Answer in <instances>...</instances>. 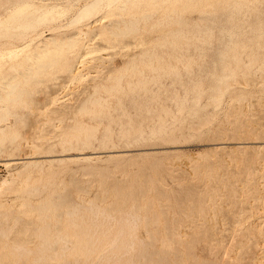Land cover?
<instances>
[{
    "label": "rangeland",
    "instance_id": "rangeland-1",
    "mask_svg": "<svg viewBox=\"0 0 264 264\" xmlns=\"http://www.w3.org/2000/svg\"><path fill=\"white\" fill-rule=\"evenodd\" d=\"M0 58V264H264V0H0Z\"/></svg>",
    "mask_w": 264,
    "mask_h": 264
},
{
    "label": "bare ground",
    "instance_id": "bare-ground-1",
    "mask_svg": "<svg viewBox=\"0 0 264 264\" xmlns=\"http://www.w3.org/2000/svg\"><path fill=\"white\" fill-rule=\"evenodd\" d=\"M88 6H89V5H85V6L83 7V10L87 9ZM53 8H54V7L52 6V7H50V8H46V9H44V10H43L44 14H46V16H47V15H48L47 13H49L50 11H52ZM148 15H149V14H148ZM151 15H152V14H151ZM79 31L82 32V29L79 30ZM52 32H53V31H52ZM83 32H84V30H83ZM79 33H80V32H79ZM85 33H86V32H85ZM76 34H77V33H76ZM36 35H39V33H36ZM39 37H40V36H39ZM30 39H31V38H30ZM49 40H53V41H54L55 38H54V37H51ZM27 42H28V41H27ZM27 42H26V43H27ZM26 43H24V44H26ZM42 43H43V42H42ZM42 43H41V44H42ZM47 45H48V42H44V44L40 45V47L42 46V47L45 48V46H47ZM23 46H24V45H23ZM23 46H22V48H24ZM20 47H21V46H20ZM18 48H19V47H17V49H18ZM22 48H21V50H22ZM25 48H26V47H25ZM19 49H20V48H19ZM23 50H25V49H23ZM5 51H6V50H5ZM8 51H11V50L8 49ZM8 51H6V52H8ZM6 52H3V53H6ZM12 52H13V50H12ZM15 52H16V51H15ZM8 53L11 54V52H8ZM8 53H7V54H8ZM16 53H17V52H16ZM16 53H15V54H16ZM19 53H20V51H19ZM1 54H2V51H1ZM7 54H4V55L8 56ZM17 54H18V53H17ZM17 54H16V55H17ZM13 55H14V54H13ZM13 55H12V56H13ZM16 55H14L12 58H15ZM17 56H18V55H17ZM1 57H2V56H1ZM3 57L5 58V56H3ZM9 57H10V56H8L7 58H9ZM4 58H3V59H4ZM0 59H1V58H0ZM3 59H1V60L3 61ZM10 59H11V58H10ZM79 60H80V59H79ZM79 60H78V61H79ZM0 62H1V61H0ZM11 62H12V61H11ZM150 62H151V61H150ZM79 65H80V64H79ZM80 66H81V65H80ZM75 68H77V67H75ZM78 68H79V67H78ZM78 68H77V69H78ZM155 68H156V67H155ZM73 70H74V69H73ZM79 70H80V68L78 69V71H79ZM73 72H77V71H73ZM10 73H11V72H10ZM3 83H5V81H4ZM8 84H9V83H8ZM143 84H144V83H143ZM5 85H6V87H7V83H6ZM14 86H16V84L13 83V84L11 85V87H12L11 89H12V90H13V87H14ZM118 86H119V85H118ZM114 87H115V86H114ZM3 91H4V90H3ZM7 91H8V90H6V92H7ZM10 91H11V90L9 89L8 92H10ZM4 92H5V91H4ZM96 99H98V98H96ZM98 100H100V98H99ZM94 101H95V100H94ZM95 102H96V101H95ZM92 103H93V102H92ZM127 132H128V134H129V131H127ZM133 132H134V131H133ZM16 136H17V134H16ZM18 136H19V135H18ZM18 136H17V137H18ZM34 136H35V135H34ZM88 136H89V135H88ZM29 137H30V136H29ZM3 138H4V139H3ZM3 138H1V139L5 140L6 137H3ZM9 138H10V136H9ZM9 138L7 137V140H8ZM31 138H32V137H31ZM247 138H249V137H247ZM1 139H0V140H1ZM13 139H15V138H14V135H11V140L9 139V141L12 142ZM16 139H17V138H16ZM87 139H88V137H87ZM245 140H246V139H245ZM13 141H14L13 143L16 142L15 140H13ZM3 142H4V141H0L1 148H3V146H4V149H6V146L2 144ZM6 142H7V145H9L10 147H11V145L13 146V143L10 144L8 141H6ZM219 143H220V142H219ZM4 144H5V143H4ZM263 145H264V144H263ZM9 146H7V147L9 148ZM220 147H221V146H220ZM10 149H11V148H10ZM0 150H1V149H0ZM2 150H3V149H2ZM6 150H9V149H6ZM26 150H27V149H26ZM23 151H25V148L23 149ZM7 152L10 153V151H7ZM26 153H27V152H26ZM26 153H25V155H27V156H24V157L20 158V162H26V161H27L26 158H30V157H31V156H28V153H27V154H26ZM112 154H113V153H112ZM19 155H20V153H19ZM19 155H18V156H19ZM50 155H51V154H50ZM9 156H11V153L9 154ZM13 156H14V155H13ZM18 156H17V157H18ZM57 156H58V155H57ZM7 157H8V156H7ZM14 157H15V156H14ZM81 157H82V158H89L90 156H88V155H86V154H83V155H81ZM12 158H13V157H12ZM12 158H10V159H12ZM4 160H5V159H4ZM8 160H9V159H8ZM15 160L17 161V159H15ZM25 160H26V161H25ZM13 161H14V159H13ZM30 161H32V158H31ZM10 162H11V161H7V163H10ZM27 162H28V161H27ZM4 163H6V161H5ZM29 164H30V163H29ZM6 165H7V164H6ZM24 165H25V164H24ZM27 165H28V164H27ZM25 167H26V166H25ZM23 168H24V167H23ZM21 170H22V169H21ZM21 170H20V171H21ZM18 171H19V170H18ZM18 173H20V172H18ZM15 175H16V173H15ZM6 181H7V180H5L3 183H6ZM3 183H2V184H3ZM2 184H1V185H2ZM194 198H195V197H194ZM95 204H96V203H95ZM95 204L93 203V205H95ZM91 205H92V204H91ZM91 205H89V206H91ZM96 206H97V205H96ZM96 206H95V207H96ZM98 206H99V205H98ZM98 206L96 207L97 209H98ZM78 207H80V206H78ZM95 207H94V208H95ZM75 208H77V207H75ZM81 208H82V206H81ZM99 208H100V206H99ZM90 209H92V208L90 207ZM75 211H76V210H75ZM70 212H72V211H70ZM104 212H105V211H104ZM107 212H108V211H107ZM107 212H106V215H107ZM71 214H72V213H71ZM127 214H128V213H127ZM129 214H130V212H129ZM134 214H136V213H134ZM110 215H111V214H110ZM124 215H125V214H124ZM124 215L121 214L120 216H124ZM130 215H131V214H130ZM125 216H126V215H125ZM127 216H128V215H127ZM108 217H109V215H108ZM113 217H114V216H113ZM106 218H107V217H106ZM119 218H120V217H119ZM119 218H118V219H119ZM131 218H132V216H131ZM15 220H16V218H15ZM15 220H14V221H15ZM17 220H18V219H17ZM121 220H123V218H122ZM131 220H132V219H131ZM116 221H117V220H116ZM128 221H129V222H132V221H130V220H128ZM118 222H119V223L121 222L120 219H119ZM123 222H124L123 224H125V221H123ZM133 222H134V220H133ZM8 223L10 224V222H8ZM16 223H17V222H16ZM28 223H29V222H28ZM9 224H8V227H9V228L5 227L7 231H8V230H11V229H10V228L12 227L11 225H13V224H11V225H9ZM24 224H25V223H24ZM24 224H22V225L24 226ZM131 224H132V223H131ZM1 226H2V224L0 225V228H1L0 231H2V232L5 233L4 229H2L4 226H3V227H1ZM6 226H7V224H6ZM18 226L21 227V230L23 229V226H20V225H18ZM121 226H122V224H121ZM131 226H132V225H131ZM133 226H135V225H133ZM13 227H14V226H13ZM26 227H27V226H24V229H25ZM43 227H44V225H43ZM43 227H42V228H43ZM47 227H48V225L45 226V228H47ZM119 227H120V226H119ZM135 227H136V226H135ZM15 228H16V227H14V229H15ZM34 228L37 229V227H33V229H34ZM45 228H44V229H45ZM253 228H254V227H253ZM12 229H13V228H12ZM14 229H13V230H14ZM24 229H23V230H24ZM28 229H29V228H27L26 230H28ZM35 229H34V230H35ZM40 229H41V228H40ZM88 229H89V227H88ZM117 229H118V228H117ZM19 230H20V229H19ZM42 230H43V229H42ZM46 230H47V232L49 233L48 228L45 229V231H46ZM85 230H86V229H85ZM94 230H95V229H94ZM132 230H133V229H132ZM135 230H136V229H135ZM14 231H15V230H14ZM14 231H13V232H14ZM17 231H18V230H16L15 233H18ZM31 231H33V230H31ZM31 231H30V232H31ZM35 231H36V230H35ZM122 231H124L123 228H120L118 231L115 230V233L118 232L117 235H115V236H111L112 234L110 235V238H112V239L109 240V243H108L107 247L114 248V247L120 246V245L124 244V241H125V240H127L128 243H127V244L125 243L124 245H128V246L131 247V246L134 244V239H131L132 235H131V234L129 235V234L127 233L128 236H127V238H125V237H123L124 235H122V234H123ZM251 231H252V230H251ZM13 232H12V233H13ZM24 232H25V230H24ZM87 232H88V231H87ZM7 233H8V232H7ZM12 233H11V234H12ZM15 233H14V236H15ZM26 233H27V232H26ZM26 233H25V234H26ZM45 233H46V232H45ZM121 233H122V234H121ZM254 233H255V232H254ZM1 234H3V233H1ZM11 234H10V235H11ZM41 234H42V233H41ZM132 234H134V233H132ZM4 235H5V234H4ZM42 235H43V234H42ZM97 235H98V233H97ZM246 235H247V234H246ZM6 236H7V235H6ZM244 236H245V235H244ZM19 237H20V236H19ZM22 237H23V236H22ZM242 238H243V237H242ZM14 239L16 240V241H15V240H14V241L17 243V244H16V247H17V248H21V247H23V245L25 244V243H23V240L20 239V238H18V239L14 238ZM257 239H258V238H257ZM26 240H28V239H26ZM26 240H25L24 242H27ZM66 240H67V239H66ZM66 240H65V241H66ZM92 240H93V243H92L91 246H88V249L92 250V252H93V251H95V250L97 249V244H95V242H96V243L98 242V241H97L98 238H95V239H92ZM57 241H58V240H56L55 242L57 243ZM119 241H120V242H119ZM140 241H142V240H140ZM239 241H240V240H239ZM246 241H247V240H246ZM30 242H31V241H30ZM183 242H184V241H183ZM244 242H245V241H244ZM143 243H144V242H143ZM184 243H185V242H184ZM236 243H237V242H236ZM88 244H89V243H88ZM188 244H189V243H188ZM243 244H244V243H243ZM142 245H145V243L142 244ZM182 245H184V244H182ZM255 245H256V244H255ZM41 246H42V245H41ZM55 246H56V245H55ZM67 246H68V245H67ZM214 246H215V245H214ZM98 247H99V245H98ZM121 247H122V246H121ZM184 247H185V249H186V246H183V248H184ZM215 247H216V246H215ZM218 247H219V246H218ZM65 248H66V245H65L64 249H65ZM126 248H127V247H126ZM216 248H217V247H216ZM55 249H56V248H55ZM176 249H177V248H176ZM185 249H184V250H185ZM231 249H232V248H231ZM19 250H20V249H19ZM154 250H155V249H154ZM172 250H173V249H172ZM174 250H175V249H174ZM182 250H183V249H182ZM241 250H242V248H241ZM20 251H22V250H20ZM142 251H144V249H143ZM146 251H147V250H146ZM151 251H152V250H151ZM151 251H150V252H151ZM157 251H158V250H157ZM161 251H162V250H161ZM215 251H216V250H215ZM155 252H156V251H155ZM155 252H154V253H155ZM163 252H165V251H163ZM176 252H179V253H180V249H179V251H178V250L175 251V254H177ZM256 252H257V251H256ZM183 253L186 255L185 251H184ZM183 253L181 252L182 255H183ZM141 254H143V252H141ZM150 254H151V253H150ZM157 254H158V253H157ZM173 254H174V253H173ZM181 254H180L179 258H180V257H181V258L185 257L184 255L181 256ZM145 255H146V252H145ZM147 255H148V254H147ZM226 255H227V254H226ZM226 255H225V256H226ZM228 255H229V254H228ZM159 256H160V255H159ZM162 256H163V255H162ZM229 256H230V255H229ZM144 257L146 258V256H144ZM160 257H161V256H160ZM255 257H256V255H255ZM259 257H260V256H259ZM148 258H149V256H148ZM148 258H147V259H148ZM175 258H176V257H175ZM186 258H187V255H186ZM147 259H146V261H147ZM157 259H158V257H157ZM38 260H39V259H37V261H38ZM148 260H149V259H148ZM177 260H181V259H178V258H177ZM186 260H187V259H186ZM230 260H231V259H230ZM75 261H76V260H75ZM77 261H78V260H77ZM77 261H76L75 263H76V264H79V263H77ZM183 261H184V259H183ZM152 262H154V260H153ZM156 262H157V260H156ZM158 262H159V261H158ZM163 262H164V261H163ZM173 262H175V260H174ZM67 263H68V261H66V264H67ZM145 263H146V262H145ZM166 263H167V262H166ZM179 263H181V262H179ZM184 263H186V261H185ZM50 264H51V263H50ZM157 264H158V263H157ZM181 264H182V263H181ZM186 264H188V262H187ZM232 264H233V263H232Z\"/></svg>",
    "mask_w": 264,
    "mask_h": 264
}]
</instances>
